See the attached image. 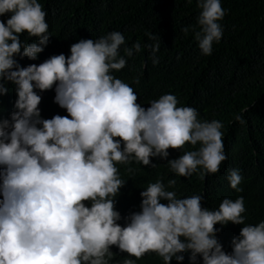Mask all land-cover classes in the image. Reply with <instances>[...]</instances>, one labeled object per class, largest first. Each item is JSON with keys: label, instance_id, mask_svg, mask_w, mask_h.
<instances>
[{"label": "clouds", "instance_id": "1", "mask_svg": "<svg viewBox=\"0 0 264 264\" xmlns=\"http://www.w3.org/2000/svg\"><path fill=\"white\" fill-rule=\"evenodd\" d=\"M197 6L199 31L192 26L183 31L191 30L201 53L211 55L213 43L223 37L219 22L226 13L221 0H197ZM9 13L6 22L0 20V96L8 94L11 82L17 99L10 119H0V264H110L113 246L135 257L123 264L150 253L163 264L173 258L182 264V254L189 252L192 264L198 257L203 264H264V220L245 223L243 196L224 198L210 210L202 195L180 198L168 190L175 179L165 185L158 178L140 193L141 211L130 214L126 226L118 223L116 197L126 181L117 165L155 168L152 160L160 158L175 175L204 180L227 159L222 122L200 120L195 108L178 106L173 94L142 107L133 87L113 75L141 44L125 46L121 55L126 40L117 31L79 40L70 56L21 66L16 57L37 60L50 41L47 13L38 0H0V16ZM25 32L39 42H22ZM147 47L158 64L159 42ZM53 89L54 102L68 115L45 119L37 90ZM235 120L245 122L240 115ZM186 145L195 150L168 159L170 149ZM227 179L232 189L243 191L239 169L230 170ZM229 223L244 225L231 253L215 227Z\"/></svg>", "mask_w": 264, "mask_h": 264}, {"label": "trees", "instance_id": "2", "mask_svg": "<svg viewBox=\"0 0 264 264\" xmlns=\"http://www.w3.org/2000/svg\"><path fill=\"white\" fill-rule=\"evenodd\" d=\"M47 13L46 22L51 35L45 50L37 60L16 57L21 66L44 62L53 55L70 56V47L81 39H99L117 31L125 36L131 47L137 41L141 51L127 59V66L113 72L117 78L133 87L142 107H150V101L164 94H173L178 106L195 108L200 120H219L223 124V143L227 159L221 163L216 174L201 180L198 174L191 177L177 176L170 172L167 161L153 158L157 166H143L133 162L117 165L121 179L126 181L116 197V210L121 213L118 221L126 226V218L141 211L142 197L149 183L162 178L165 185L169 179L177 181L175 188L180 198L202 195L203 206L215 210L224 198L233 201L244 197L246 224H257L264 220V0H221L225 16L219 23L223 37L213 43L211 55H203L190 30L199 31L197 18L201 9L197 0H38ZM10 13L0 16V20L10 18ZM156 37L149 39V35ZM21 41L38 43L35 37L25 32ZM159 42L156 56L158 64H153L149 44ZM139 77L140 83L134 79ZM9 92L0 96V119H10L17 99L15 85L7 84ZM42 117L50 119L55 115L66 116L67 111L54 102L55 90L39 92ZM240 115L241 124L235 120ZM199 148V144L195 146ZM186 145L180 151L170 149L168 159H175L185 151L195 150ZM134 169L132 173L128 168ZM239 169L243 176L242 192L231 188L227 179L230 170ZM167 203V201H161ZM90 206V204L88 205ZM220 231L217 238L225 252L231 253L232 240L238 236L244 225L217 224ZM183 239V238H182ZM110 264H123L128 257L113 246ZM182 264H192L191 253H183ZM136 264H163L155 253L146 254ZM171 264H181L173 258ZM197 264H203L197 258Z\"/></svg>", "mask_w": 264, "mask_h": 264}]
</instances>
